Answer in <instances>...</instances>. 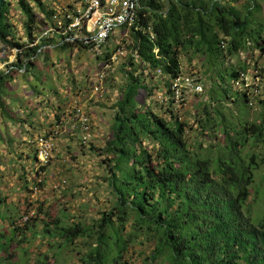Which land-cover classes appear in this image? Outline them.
I'll use <instances>...</instances> for the list:
<instances>
[{"label": "trees", "instance_id": "trees-1", "mask_svg": "<svg viewBox=\"0 0 264 264\" xmlns=\"http://www.w3.org/2000/svg\"><path fill=\"white\" fill-rule=\"evenodd\" d=\"M139 1L136 24L119 30L129 36L122 41L126 56L118 73L121 84L110 75L115 81L111 87L119 93L112 104V138L104 148H97L94 141L84 146L77 135L83 151L103 159L111 206L90 222L83 217L71 220L68 207L60 214L48 203L34 204L21 217L25 225L10 211L0 210V219L9 228L0 227V253L9 254L14 239L26 237L33 224L49 241L48 252L34 264H51L70 247L81 256L78 264H135V249L143 256V264H264V212L255 215L250 207L261 165L256 155L245 153L249 146H264V110L258 119L237 124H231L221 111L230 100L244 110L255 102L264 109V0ZM50 7L47 0H0V46L16 51L11 69L0 70V118L26 129L25 133H29L26 127L38 132L33 116L45 109L55 115L54 125L61 131L70 111L64 91L71 93L72 100L78 92L86 94L84 101L91 95L89 79L84 86H65L56 77L57 62L50 58L52 49L89 52L87 46L61 43L58 38L37 43L52 24ZM116 48L107 45L97 60L108 63ZM249 50L258 52L255 70L251 82L238 85L249 69L244 65L223 69L224 60ZM2 51L0 61L6 62ZM41 57L44 65L39 63ZM196 58L205 72L185 71V60L190 63ZM192 73L214 85L209 99L188 118L181 109L189 98L176 102L171 84L182 74ZM17 79L28 83L20 107L23 115L14 108L19 101L8 100ZM46 80L51 82L49 91L43 88ZM257 87L262 90L259 96L253 92ZM158 93L165 97L164 104L157 100ZM34 98L36 106L31 108ZM191 132L208 139L209 146L201 142L196 147ZM36 136L30 137V147L38 165ZM49 165L37 172L35 182L41 189L44 184L38 179ZM66 184L61 180L55 189L61 192ZM4 204L0 198V207ZM31 212L34 215L24 221ZM10 259L0 258V264H24Z\"/></svg>", "mask_w": 264, "mask_h": 264}, {"label": "rangeland", "instance_id": "rangeland-1", "mask_svg": "<svg viewBox=\"0 0 264 264\" xmlns=\"http://www.w3.org/2000/svg\"><path fill=\"white\" fill-rule=\"evenodd\" d=\"M262 16H264V11L262 12ZM18 17H20L19 14ZM18 31L19 35L23 37L21 25H18ZM127 39H129L128 33L125 34L124 32L116 31L112 40L107 45L113 48L117 43H122L123 40L127 41ZM23 42H26V38L23 39ZM2 49L0 46V51ZM1 56L4 59L6 58V62L3 60L0 61V70L9 71L11 64L15 61L16 51L3 49ZM257 57V51H244L235 58L230 59L227 57L224 60L225 64L223 69L244 65L249 69L248 73L251 78L255 70V60ZM50 58L57 62L55 68L56 77H59L63 83H66L67 87L77 84L84 86L89 78L101 71L103 64L97 60V57L92 52L80 51L79 49H66L65 51L52 49ZM39 63L40 65H44L43 57L40 58ZM122 63L123 61L114 66V69L109 72V76L106 77L108 81L102 84V91L104 93L103 101L97 100V97L94 96L89 102V107L92 108L89 110V113L93 118L94 125L98 123L99 128L101 127L98 129L94 140L97 148H104L108 140L112 138L110 130L114 121L112 104L117 99L119 93L116 88L111 87V84L115 83V81L110 79V75H115L117 84H121V77L118 73ZM190 68H198V72H205L202 62L198 58L190 63L188 60H185L184 70L188 71ZM53 75L55 76V74ZM34 83L35 80L32 81V84ZM50 84L51 82L46 80L43 88L49 91ZM25 85L28 86V83L25 84V81L22 79H17L12 84L13 92L8 97V100H10L11 104L14 103V100L19 101V104L14 105L16 111L21 110L22 98H25L27 95L28 88ZM213 85L214 82L208 79L205 80L203 93L190 97L188 104L181 109L182 113L188 118L195 114L198 105L209 99L208 94ZM58 86L60 87V85ZM214 95L216 94L214 93ZM32 101L34 102L29 106L34 108L36 106L35 98ZM240 105L234 100H230L225 103L226 107L221 110L231 124L240 123L244 119L249 121L256 120L264 110L258 102H255L252 106L250 105L245 110ZM215 106L213 105V107ZM213 107L212 109H214ZM20 113L23 115L22 111ZM49 114L50 112L46 109L42 112L38 110L33 116V121L36 124V122L40 123L44 119L49 120ZM35 118H38L37 121H35ZM24 130L26 129H22L20 126H15L12 122L0 118V198H4L6 203L4 207H0L1 211H10V215L17 218L20 225H25L21 217L29 208L33 209L34 207L32 205L34 204L38 207L41 203H48V206H54V209L58 210L60 214H62V210H66L68 207L70 209V215H68L71 220L73 217L78 219L83 217L90 220V222L92 219L98 217V213L102 209L108 208V205L111 206L112 197L105 181L108 171L105 166H101L103 159H99L87 149H85L86 152L83 151V148L80 146L70 151L63 142V137L62 142L60 141L57 144V151L49 167L38 179L39 181H43V189L37 187L35 179H37V172L40 168L33 158L34 151L30 147L32 138H30L31 136H26ZM190 136L191 141L196 147L201 142L204 144V147L210 144L208 139H204L199 133L191 132ZM245 153L256 155L258 157L257 164L261 165L256 172L255 182L251 191L253 196L250 200L251 212L256 215L264 212V146H249ZM61 180H66L67 184L66 188L60 192L55 187ZM70 219L68 223L72 224ZM7 225L0 219V227L5 231L9 229ZM32 225L30 226L32 231L26 237L18 235L12 243L13 246L9 254L0 253V258L14 259L15 257V260H18L19 263L34 264L38 256L48 252L49 246L47 244L49 241L43 238L41 228H33ZM82 247L83 243L78 244L76 248L80 249ZM56 250L50 253L51 256L55 255ZM80 258L81 256L70 247L59 252L57 257L55 259L53 258L51 264H78L80 263L78 262ZM142 258L139 256V250L135 249L132 257L134 263L143 264ZM12 259L10 260L14 262Z\"/></svg>", "mask_w": 264, "mask_h": 264}, {"label": "built area", "instance_id": "built-area-1", "mask_svg": "<svg viewBox=\"0 0 264 264\" xmlns=\"http://www.w3.org/2000/svg\"><path fill=\"white\" fill-rule=\"evenodd\" d=\"M53 10L52 24L41 34L37 43L44 38H58L61 43H82L89 48V52L100 56L116 31L124 26L132 27L138 20L141 9L139 0H47ZM81 44V45H82ZM116 51L108 63L102 64V69L95 76L89 78L92 89L90 99L94 96L103 101L104 93L102 84L109 76L114 66L120 64L126 56L125 46L116 45ZM259 81V79H257ZM241 82H251L250 74H242ZM171 90L176 102H181L185 97H192L204 91V83L195 74H182L172 81ZM254 94L259 96L261 89L255 88ZM88 97L78 92L70 105L66 118L73 132L80 136L84 146H89L95 140V125L92 116L84 106ZM157 100L165 103V97L158 93ZM61 131L58 126L49 136L38 135L33 141L37 149L38 167L50 164L57 150V138ZM38 168V169H39ZM65 185V182H63ZM34 212L24 217L27 221Z\"/></svg>", "mask_w": 264, "mask_h": 264}, {"label": "crops", "instance_id": "crops-1", "mask_svg": "<svg viewBox=\"0 0 264 264\" xmlns=\"http://www.w3.org/2000/svg\"><path fill=\"white\" fill-rule=\"evenodd\" d=\"M64 85L66 86V83H64ZM64 94L68 95V96L64 97L65 102L68 103L69 105H71V103H72L71 93L68 94L67 91H64ZM90 100L91 99H89L88 101H84L83 102L84 106L86 107V109L88 111L90 109H92V108L89 107L90 106L89 105L90 104L89 103ZM49 112H50V110H49ZM49 115H50V119L49 120L44 119L42 122H40L41 124L36 122V125H37V128H38V132H35L30 127H26V128L29 129V133H25V135L29 136V137L32 136V135H34V136L35 135H42L44 133L50 132V130L52 131L55 127L59 126V125H54V123L56 122L55 115L52 112H50ZM35 119H36L35 121H37L38 118H35ZM95 125H96V127H95L96 133H98V129H100L101 127L99 128V124L98 123H95ZM60 129H61V133H60V136H59V142L60 141L62 142V137H63L64 138L63 142L67 145V149H69L70 151H73L74 148L80 146V142H79V139L77 137V134L75 132H73V130H72L71 126H69L67 120L65 122V125L61 126Z\"/></svg>", "mask_w": 264, "mask_h": 264}]
</instances>
